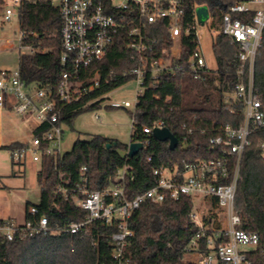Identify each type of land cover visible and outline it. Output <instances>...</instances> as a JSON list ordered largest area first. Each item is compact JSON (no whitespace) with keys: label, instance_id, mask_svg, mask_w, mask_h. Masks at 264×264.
I'll list each match as a JSON object with an SVG mask.
<instances>
[{"label":"built area","instance_id":"built-area-1","mask_svg":"<svg viewBox=\"0 0 264 264\" xmlns=\"http://www.w3.org/2000/svg\"><path fill=\"white\" fill-rule=\"evenodd\" d=\"M26 1L31 0H3V19L9 21L18 16ZM49 1L59 8V60L66 66L56 89L25 84L18 68L0 70V108L9 104L14 113L32 115L38 125L43 124L39 134L33 133L29 141L9 148L14 163L23 164L27 157L40 163L46 155L62 156L64 124L59 103L77 100L81 93L99 85V67L105 64L104 57L114 61L118 69L114 75L135 80L134 107L146 87L154 85L162 76H173L187 69L195 78H202L204 73L214 69L202 50L195 14L192 22H183V0ZM163 20H166L171 44L157 48V40L148 34V28ZM221 32L239 45L238 80L232 93L242 102V121L237 126L225 124L209 138L213 151H218L217 156L153 167L154 184L133 197L128 196L127 182L134 179V174H126V167L117 170L113 182L91 188L86 166H82L77 183L72 187L59 184L57 190L86 211L83 219L52 227L46 215H38V208L33 204L29 207L31 217L24 218L22 223L0 217V237L11 241L20 233L32 235L48 231L84 236L90 233L93 221H100L114 227L111 234L114 264H127L124 249L133 235L127 225L132 212L147 200L159 203L166 198L178 200L186 195L192 201L189 217L197 230L183 254L184 264H264V240L257 232L240 228L241 220L234 210L241 156L250 145L252 134L264 129V101L254 88V61L264 36V0H241L227 6L221 19ZM189 33L196 36L197 44L184 64L178 62L180 37ZM24 36L19 29L18 48L33 52L34 46L25 44ZM89 69L93 70L90 75L86 74ZM108 106L128 108L131 103L112 101ZM137 124L145 134H152L155 127H164L161 121L151 126ZM147 143L148 140L142 142V147ZM257 149L264 162V139L259 141ZM150 159L148 156L147 160ZM216 219L218 225L214 226Z\"/></svg>","mask_w":264,"mask_h":264},{"label":"trees","instance_id":"trees-1","mask_svg":"<svg viewBox=\"0 0 264 264\" xmlns=\"http://www.w3.org/2000/svg\"><path fill=\"white\" fill-rule=\"evenodd\" d=\"M241 0H183V22L194 20L195 9L206 5L209 18L205 22L213 34L212 51L216 67L195 78L187 69L173 76H162L154 85H148L130 112L132 124L129 141L148 143L134 156L126 155L127 144L99 134L77 137L72 148L60 158L43 156L36 178L40 185V199L34 204L38 215H46L50 226H63L79 221L86 211L79 209L70 196L58 192V185L72 187L86 166L91 188H100L114 181L116 172L126 167L128 196L133 197L154 184L152 168L180 165L182 161L217 156L209 138L222 126H237L242 121V102L232 93L238 80V43L221 32V19L226 7ZM3 0H0V6ZM19 29L24 32L23 42L32 44L33 52H20L18 69L25 84L50 87L53 91L66 68L60 63L61 17L59 8L49 0L24 2L18 15ZM148 34L157 40V48L171 44L166 20L148 28ZM181 54L178 62L185 61L197 44L193 33L180 37ZM99 67V85L81 93L74 101L59 103L61 121L72 125L74 117L86 110L100 107L105 95L125 83L129 77L114 75L118 69L111 58L104 57ZM89 69L86 74H92ZM84 74V72H82ZM148 80V79H147ZM254 88L264 101V36L254 61ZM9 106V104H8ZM110 107V106H109ZM161 121L177 138L174 149L166 141L152 134L142 133L137 123L151 126ZM43 124L33 133L39 134ZM264 139V129L254 132L240 160L234 210L239 215L240 228L257 232L264 240V162L257 145ZM20 142L1 145L12 148ZM107 144H110L108 147ZM150 160H147V157ZM14 164V162H12ZM27 202L24 218L28 219ZM192 201L183 195L178 200L166 198L162 202L144 201L127 220L133 235L124 249L127 264H184L182 261L189 240L197 230L190 219ZM112 225L93 221L88 235L67 231L32 234L20 233L9 241L0 237V264H114L112 258ZM204 249L203 245L201 246ZM223 264V263H222Z\"/></svg>","mask_w":264,"mask_h":264},{"label":"rangeland","instance_id":"rangeland-1","mask_svg":"<svg viewBox=\"0 0 264 264\" xmlns=\"http://www.w3.org/2000/svg\"><path fill=\"white\" fill-rule=\"evenodd\" d=\"M115 3L121 0H112ZM4 3V2H3ZM0 6V69L18 68V55L20 52H27L28 48H18L16 37L18 36V16H13L9 21L3 19L4 4ZM200 44L207 63L210 67L216 65L212 51L213 34L208 32L206 23L198 24ZM210 33V34H209ZM10 39L7 43L6 39ZM137 86L134 79H128L122 85L116 87L105 95L100 107L89 109L77 114L72 125H64L61 151H69L77 137L87 138L93 134H99L121 143L129 141L132 119L130 112L134 109V102L137 95ZM129 101L128 108H113L108 105L112 101ZM16 113L5 115V134H22L23 138L29 141L32 137L31 127L37 123L32 115L24 117ZM95 115L99 118L96 119ZM8 139L5 140V143ZM15 161V160H14ZM8 148H0V217L11 218L16 223H22L25 215L27 202L36 204L40 199V185L36 174L40 163L32 161L27 157L23 164L14 163ZM16 162V161H15ZM199 202V200H197ZM203 204L200 205L202 207ZM211 209L209 204H206ZM210 206V207H209ZM213 207V206H212ZM214 226L218 220H213Z\"/></svg>","mask_w":264,"mask_h":264},{"label":"water","instance_id":"water-1","mask_svg":"<svg viewBox=\"0 0 264 264\" xmlns=\"http://www.w3.org/2000/svg\"><path fill=\"white\" fill-rule=\"evenodd\" d=\"M195 16L197 22L203 25L209 18V9L206 5H201L196 7ZM152 135L160 140L166 141L168 143L169 149H174L177 146L178 140L175 135L166 127H155L152 131ZM110 144H107L108 147ZM142 147V142L139 141H129L127 144L126 155L134 156L138 150Z\"/></svg>","mask_w":264,"mask_h":264},{"label":"crops","instance_id":"crops-1","mask_svg":"<svg viewBox=\"0 0 264 264\" xmlns=\"http://www.w3.org/2000/svg\"><path fill=\"white\" fill-rule=\"evenodd\" d=\"M215 67H216V65L213 68H215ZM7 113H14L10 106L5 107L4 109L0 108V146L1 145H7V144H10L12 142L27 141L25 138H23L22 134L14 133L11 136L7 137V135L5 134V128H4V123H5L4 119H5V115ZM17 116H20V115H17ZM20 117H24V116H20ZM37 125H38L37 123L32 125V127H31L32 134H33V130L37 127ZM6 139H8V141L5 143Z\"/></svg>","mask_w":264,"mask_h":264}]
</instances>
